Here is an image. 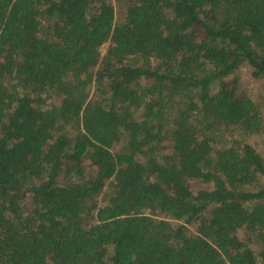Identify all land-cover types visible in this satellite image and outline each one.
<instances>
[{
	"label": "trees",
	"instance_id": "16d2710c",
	"mask_svg": "<svg viewBox=\"0 0 264 264\" xmlns=\"http://www.w3.org/2000/svg\"><path fill=\"white\" fill-rule=\"evenodd\" d=\"M245 66L264 0H0V264H264Z\"/></svg>",
	"mask_w": 264,
	"mask_h": 264
},
{
	"label": "rangeland",
	"instance_id": "374dc122",
	"mask_svg": "<svg viewBox=\"0 0 264 264\" xmlns=\"http://www.w3.org/2000/svg\"><path fill=\"white\" fill-rule=\"evenodd\" d=\"M108 45L102 49V54L105 55ZM237 76L242 83V89L245 90L256 102L264 103V78L256 79L252 76V68L250 66L243 67ZM94 92V89L91 90ZM236 135L239 139L243 138L240 132ZM244 141L252 144L262 155H264V131L261 134L244 137ZM204 185L198 184L195 188L203 187Z\"/></svg>",
	"mask_w": 264,
	"mask_h": 264
}]
</instances>
